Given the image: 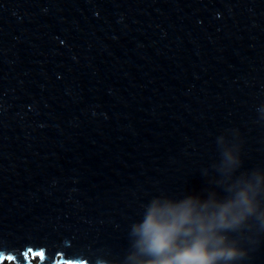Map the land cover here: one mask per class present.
<instances>
[{"label":"water","instance_id":"95a60500","mask_svg":"<svg viewBox=\"0 0 264 264\" xmlns=\"http://www.w3.org/2000/svg\"><path fill=\"white\" fill-rule=\"evenodd\" d=\"M220 137L264 168V0H0V248L122 260ZM232 235L264 264V229Z\"/></svg>","mask_w":264,"mask_h":264},{"label":"clouds","instance_id":"9594fccd","mask_svg":"<svg viewBox=\"0 0 264 264\" xmlns=\"http://www.w3.org/2000/svg\"><path fill=\"white\" fill-rule=\"evenodd\" d=\"M217 145L212 186L179 198L154 196L130 226L123 259L101 264H235L246 255L232 233L248 225L264 229V168L241 170V144L220 137Z\"/></svg>","mask_w":264,"mask_h":264},{"label":"snow or ice","instance_id":"6c2138e0","mask_svg":"<svg viewBox=\"0 0 264 264\" xmlns=\"http://www.w3.org/2000/svg\"><path fill=\"white\" fill-rule=\"evenodd\" d=\"M30 255L43 257V252H34L32 248H26L22 253H13L10 250H5L0 248V264H5V262H16V264H30ZM22 257V259H21ZM17 258H19L17 260ZM71 264V262H69Z\"/></svg>","mask_w":264,"mask_h":264},{"label":"bare ground","instance_id":"6f19581e","mask_svg":"<svg viewBox=\"0 0 264 264\" xmlns=\"http://www.w3.org/2000/svg\"><path fill=\"white\" fill-rule=\"evenodd\" d=\"M40 251L43 252V254H44V251H43L42 249H41ZM61 257H62V256L57 255V256H56V260H60ZM35 258H36V259H34L35 261H34L33 264H37L38 258H37V256H35ZM30 259H32L31 256H30ZM40 260H41V259H40ZM74 261H77V260H74ZM82 261H84V260H81V261H79V262H82ZM84 262H85V261H84ZM14 263L16 264V262H14ZM60 264H69V263H67V262H65V261H62V262H60Z\"/></svg>","mask_w":264,"mask_h":264},{"label":"rangeland","instance_id":"374dc122","mask_svg":"<svg viewBox=\"0 0 264 264\" xmlns=\"http://www.w3.org/2000/svg\"><path fill=\"white\" fill-rule=\"evenodd\" d=\"M36 259V258H35ZM34 262L32 261V264H33ZM5 264H15L14 262H5Z\"/></svg>","mask_w":264,"mask_h":264}]
</instances>
